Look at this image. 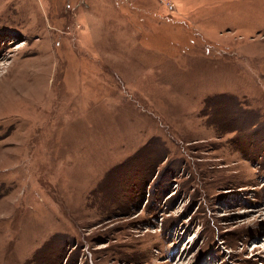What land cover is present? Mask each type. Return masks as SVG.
<instances>
[{"label":"rangeland","instance_id":"374dc122","mask_svg":"<svg viewBox=\"0 0 264 264\" xmlns=\"http://www.w3.org/2000/svg\"><path fill=\"white\" fill-rule=\"evenodd\" d=\"M0 264H264V0H0Z\"/></svg>","mask_w":264,"mask_h":264}]
</instances>
